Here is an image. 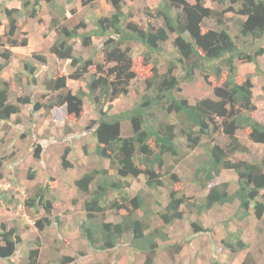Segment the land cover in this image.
<instances>
[{
  "label": "trees",
  "instance_id": "16d2710c",
  "mask_svg": "<svg viewBox=\"0 0 264 264\" xmlns=\"http://www.w3.org/2000/svg\"><path fill=\"white\" fill-rule=\"evenodd\" d=\"M43 1L49 6L56 5L55 0H23L22 5L25 8L30 6V16L35 17ZM95 1L82 0L83 4L89 5ZM232 1L238 5L237 8L232 6L236 8V13L246 16L238 23L237 37L223 25L222 14L206 6L204 0L195 3L190 0H164L156 11L164 24L158 26L148 24L144 27L136 22H125L122 0H110L113 13L97 18V29L93 32H80L85 27L84 22L70 28L53 17L58 35L50 51L61 59H70L74 70L71 73L59 70L45 78L46 88L55 93L49 94L48 107L65 105L69 114L80 117L85 100L89 99L94 104L97 117L89 121L86 129L92 130L96 137L97 155L110 163L109 167H95L74 180L77 190L86 194L84 209L87 219H81L80 229L93 251H109L121 244H128L144 255L141 264H155L159 240L170 239L166 228L184 217L183 206L201 215L218 204H230L236 206L237 219L247 218L253 212L264 221V156L256 161L231 158L236 152L248 150L237 136L239 130L252 141L264 144V122L252 115L257 110L253 100V82L251 79L243 82L237 80L238 60L252 62L260 69L259 57L264 54V46L256 45L254 49L253 46L255 41L264 38V0ZM3 13L8 19L7 30L3 34L7 44L26 46L29 42L27 37L17 38L21 32L18 28L20 10L4 6ZM209 18L216 20L217 28L204 25ZM169 32L177 34L174 39L179 53L176 61L170 62L165 73L159 71L157 64L151 66L145 80L149 92L142 95L131 108L111 112L112 101L129 92L130 83L137 75L138 61L131 54V43L138 42L147 48L149 54L142 55V62L148 64L151 55L160 52L161 44L169 40ZM92 33L108 35L102 49L105 63L97 62L96 71L90 75L85 88L73 91L68 88L67 80L82 79L94 61L76 56L71 39L81 37L83 45L89 46L93 42ZM247 42L250 44L245 45ZM1 44L4 45L3 42ZM12 54L8 47L0 52V72L9 67ZM33 57L40 63L26 61L25 69L29 73L30 83L38 81L35 76L37 69L41 63L47 62L46 55L41 52H34ZM107 63L113 65L107 67ZM178 65L183 67L184 75L181 77L175 74ZM223 67L227 74L222 84L213 89L216 98L205 97L191 103L181 94L182 78L193 81L197 71L209 70L220 79ZM9 92L10 82L0 78V120L4 122L21 109L10 101ZM17 100L22 104L33 103L34 110L41 105L39 101H33L29 93L19 96ZM125 122L130 125L128 133H124ZM218 132L229 138L228 145L216 140L215 134ZM205 138L212 141L204 146V158L193 172V180L206 189L207 194L202 201H191L187 194L171 190L168 203L158 214L162 223L152 227L151 193L138 191L131 195L128 191L131 181L126 178L144 175L147 187L154 189L164 186L166 173H171L172 181H179L178 174L171 169L165 170V167H174L170 165L171 159H179L177 156L183 148L182 139L189 147H196L203 145ZM39 149L35 157H39ZM69 151V148H65L61 156L64 168L73 165L68 159ZM223 169L236 173L238 187L234 191L229 190L228 180L218 181ZM47 186L37 187L25 200L29 207L35 206L37 211L42 208L49 214L35 221V226L41 231L54 222L51 215L53 199L46 195ZM109 211L119 214L120 219L108 220ZM55 219L59 221V216ZM190 227L193 235L209 231L200 220L192 221ZM228 235L231 238L223 240V243L231 252L236 253L247 247L239 232ZM21 242L22 236L16 226L8 228L2 223L0 259H11ZM167 247L174 254L180 252L182 244L173 242ZM39 255V247L31 248L29 264H38ZM59 258L63 263L74 259L69 255ZM241 264L256 262L247 255Z\"/></svg>",
  "mask_w": 264,
  "mask_h": 264
},
{
  "label": "rangeland",
  "instance_id": "374dc122",
  "mask_svg": "<svg viewBox=\"0 0 264 264\" xmlns=\"http://www.w3.org/2000/svg\"><path fill=\"white\" fill-rule=\"evenodd\" d=\"M196 1L190 0L191 3ZM22 2L23 0H0V42L4 43L0 45V52L5 47L15 48L7 44V39L3 35L8 26V19L3 13L4 6L20 10L18 28L21 32L17 38L20 40L27 37L31 42L30 45L28 42L29 46L26 49L19 45L18 51L12 54L9 67L0 72V78L10 82V101L21 108L10 120L6 122L0 120V226L2 223L8 228L16 226L22 236L16 254L11 259H0V264H29L30 249L37 247L40 248L38 264H141L144 255L128 244H121L109 251H93L81 233L80 221L87 219V212L84 209L86 194L77 190L74 180L95 167H109L110 163L109 160L97 155L96 137L92 130L86 129L89 121L97 117L94 104L86 99L80 117L69 114L65 105L48 107L49 94L55 93L50 92L44 84L46 77L54 75L59 70L66 73L74 70L70 59H61L50 51L58 35L53 25V17L70 28L84 22L85 27H82L80 32H93L97 29V18L110 16L114 8L110 0H96L90 5L83 4L82 0H55L54 6H49L43 1L37 16L31 17L29 13L31 7H23ZM204 2L206 6L222 14L223 25L237 37L238 23L246 18L245 15L236 13L237 3L232 0ZM162 3L164 0H122V9L126 14L125 22H136L144 27L148 24L163 25V19L156 15L157 8ZM232 6L236 8L233 9ZM204 25L217 28L214 18L206 19ZM169 33V40L161 44L160 52L151 55L148 64L142 62V55L149 54L147 48L138 42L131 43V54L138 61L137 75L130 83L129 92L119 95L112 101L111 112L131 108L142 95L149 92L145 80L151 72V66L157 64L159 71L165 73L170 62L176 61L179 53L174 46V39L177 34ZM107 37L108 35L93 34V42L89 46L83 45L81 37L71 39L74 54L91 58L94 65L89 67L88 73L82 79L69 78L68 88L73 91L85 88L90 75L96 71V63H105L102 49ZM39 38L45 40L40 42ZM254 43L253 49L256 45L264 46V38ZM248 44L250 43L247 42L245 45ZM34 52H41L50 60L47 59L46 65L43 63L39 65L36 72L38 81L30 83L25 63L26 61L40 63L33 57ZM259 63L258 70L254 63L238 60L237 80L243 82L251 79L253 82V100L257 110L252 112V115L264 122V54L259 57ZM106 65L109 67L113 63ZM175 74L179 77L184 75L182 65H178ZM226 74L225 67L220 79L209 70L197 71L193 81L181 79V94L191 103L205 97L216 98L213 89L222 84ZM27 93L31 95L33 101L41 103L37 110L33 109V103L18 102V97ZM124 129V133L129 132V122L124 123ZM215 136L220 144L228 145L229 138L222 132L216 133ZM237 136L248 150L234 153L232 159L256 161L263 158L264 144L252 141L242 130L237 131ZM203 141H205L203 145L189 147L182 139L183 148L177 156L179 159H171L170 165L173 164L174 167H165V170L171 169L178 174L179 181H172L171 173H166L164 186L154 189L147 187L144 175L126 178L131 181L128 188L131 195L138 191L151 193L152 227L162 223L158 214L168 203L171 190L187 194L191 201H202L207 194V190L193 180V172L204 158V146L212 140L205 138ZM65 148L70 149L68 159L73 164L70 168H64L61 162ZM37 149L40 152L39 157H35ZM221 180L230 182V191L238 187L236 173L233 170L223 169L218 178V181ZM46 185H48L46 195L53 199L51 215L54 222L41 231L35 226V221L49 214L42 208L37 211L35 206L29 207L25 200L37 190V187ZM158 201L160 203H157ZM182 209L185 212L184 217L166 228L170 239L159 240L155 264H241L247 255L253 257L256 264H264V221L258 219L253 212L247 218L239 220L235 216L236 206L230 204H218L201 215L196 211H189L186 206ZM56 216H59V221H56ZM107 219L117 221L120 215L109 211ZM194 220H200L209 231L193 235L190 226ZM236 232H239L241 238L246 241L247 247L233 253L224 245L223 240H229L231 237L228 234ZM173 242H181L180 252L174 254L170 252L167 244ZM62 255H69L74 259L63 263L59 258Z\"/></svg>",
  "mask_w": 264,
  "mask_h": 264
},
{
  "label": "crops",
  "instance_id": "0c3cea01",
  "mask_svg": "<svg viewBox=\"0 0 264 264\" xmlns=\"http://www.w3.org/2000/svg\"><path fill=\"white\" fill-rule=\"evenodd\" d=\"M3 32H1V34H2ZM45 40V39H44ZM43 39H41V38H39V41L40 42H42V41H44ZM31 44V42H29V45ZM28 44L26 45V46H23L22 47V49H26L28 46H29ZM15 48H12L11 50L13 51V54L14 53H16L18 50H17V48H19V46H14ZM38 48V47H37ZM41 49H42V47H41ZM40 50V49H39ZM16 55V54H15ZM47 59H49L50 60V58L49 57H47ZM43 65H46V63H43ZM36 76H38L37 74H36Z\"/></svg>",
  "mask_w": 264,
  "mask_h": 264
}]
</instances>
